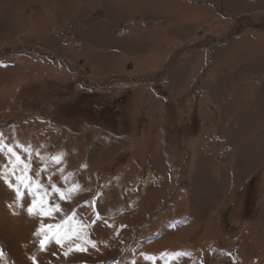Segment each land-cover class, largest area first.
I'll use <instances>...</instances> for the list:
<instances>
[{
  "label": "rangeland",
  "instance_id": "rangeland-1",
  "mask_svg": "<svg viewBox=\"0 0 264 264\" xmlns=\"http://www.w3.org/2000/svg\"><path fill=\"white\" fill-rule=\"evenodd\" d=\"M0 138V264H264V0H0Z\"/></svg>",
  "mask_w": 264,
  "mask_h": 264
},
{
  "label": "snow or ice",
  "instance_id": "snow-or-ice-1",
  "mask_svg": "<svg viewBox=\"0 0 264 264\" xmlns=\"http://www.w3.org/2000/svg\"><path fill=\"white\" fill-rule=\"evenodd\" d=\"M16 147L21 148V150L24 151L28 156H31L30 146L24 147L21 145H17ZM5 149L10 154L8 156V161H9V164L12 165L11 174H12V176L15 177L16 183L15 184L12 183V181L9 179L7 172H0V180H3L5 183H7L9 188L13 189L16 192L17 198H19L21 195V192H20L21 186L24 187L25 189H27L28 191H32L33 188H35L36 192L42 193L43 195H46L47 189H44L43 185L39 184V182L37 180H35L32 176L28 175L27 172L25 171V169H28V171H30V164L27 161H25L24 159H22L21 156L14 150L13 147L4 145L2 143V138H0V153H3L5 151ZM13 158H15V159H13ZM51 159L55 163L59 164L61 162V159H62V154L54 156ZM17 172H19L20 175H17L16 174ZM51 187H52L53 191L59 193L61 199H67L68 198V196H65V193L60 191L59 189H57L54 184ZM71 191L72 190H69V196L71 194ZM34 203H35V201H34ZM54 210L59 211V206L57 205ZM28 212H29V214H33V208L31 206L28 208ZM99 218H100L99 215H97V219H99ZM48 227H51V226H48ZM45 239H47V237H45ZM56 242L57 243L60 242L58 238L56 239ZM40 243H41V246L43 247L44 246V240H41ZM93 246H95V245L93 244ZM0 255H2V253H0ZM174 255H189V254L178 253V254H174Z\"/></svg>",
  "mask_w": 264,
  "mask_h": 264
}]
</instances>
